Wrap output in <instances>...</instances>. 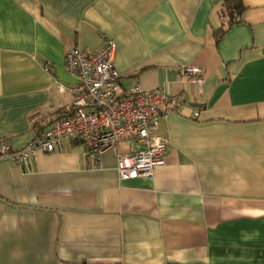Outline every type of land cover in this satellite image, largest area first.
Here are the masks:
<instances>
[{
    "label": "crops",
    "instance_id": "1",
    "mask_svg": "<svg viewBox=\"0 0 264 264\" xmlns=\"http://www.w3.org/2000/svg\"><path fill=\"white\" fill-rule=\"evenodd\" d=\"M0 0V144L18 150L72 102L66 49L115 42L121 88H162L164 163L120 179L77 141L0 155V264H264V0ZM182 65L203 71L201 85ZM45 66L50 70L46 71ZM198 115L195 116L194 114Z\"/></svg>",
    "mask_w": 264,
    "mask_h": 264
},
{
    "label": "built area",
    "instance_id": "2",
    "mask_svg": "<svg viewBox=\"0 0 264 264\" xmlns=\"http://www.w3.org/2000/svg\"><path fill=\"white\" fill-rule=\"evenodd\" d=\"M115 42L105 39L96 50L77 46L66 49L65 69L76 77L69 91L72 102L64 116L53 121L22 148L10 151L0 144V155L14 163L27 165L38 152H53L64 140L77 141L87 157L97 162L108 150H117L120 141L137 142L139 148L117 153L120 179L150 176L164 163L166 144L156 134L160 118L182 106V100L162 88L142 89L138 84L122 89L114 65ZM46 71L50 70L45 66ZM182 76L201 85L203 71L182 65ZM195 116L198 114L195 113Z\"/></svg>",
    "mask_w": 264,
    "mask_h": 264
},
{
    "label": "trees",
    "instance_id": "3",
    "mask_svg": "<svg viewBox=\"0 0 264 264\" xmlns=\"http://www.w3.org/2000/svg\"><path fill=\"white\" fill-rule=\"evenodd\" d=\"M244 10L242 0H223L221 5V12L225 17H227V23L225 28H220L216 32V39L219 40L226 30L233 24L240 21V17Z\"/></svg>",
    "mask_w": 264,
    "mask_h": 264
}]
</instances>
